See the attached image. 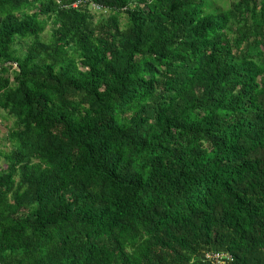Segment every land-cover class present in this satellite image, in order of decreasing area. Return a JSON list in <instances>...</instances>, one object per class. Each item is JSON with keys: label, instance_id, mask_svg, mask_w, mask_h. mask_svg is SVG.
<instances>
[{"label": "trees", "instance_id": "obj_1", "mask_svg": "<svg viewBox=\"0 0 264 264\" xmlns=\"http://www.w3.org/2000/svg\"><path fill=\"white\" fill-rule=\"evenodd\" d=\"M0 108V264H264V0H0Z\"/></svg>", "mask_w": 264, "mask_h": 264}, {"label": "rangeland", "instance_id": "obj_2", "mask_svg": "<svg viewBox=\"0 0 264 264\" xmlns=\"http://www.w3.org/2000/svg\"><path fill=\"white\" fill-rule=\"evenodd\" d=\"M122 21H126L125 17H122ZM49 28V27H48ZM47 28L44 37L48 36L49 29ZM14 124V119L8 116L1 108H0V150H8L10 144L7 140V132L11 126ZM1 163V162H0ZM222 261V260H220Z\"/></svg>", "mask_w": 264, "mask_h": 264}, {"label": "built area", "instance_id": "obj_3", "mask_svg": "<svg viewBox=\"0 0 264 264\" xmlns=\"http://www.w3.org/2000/svg\"><path fill=\"white\" fill-rule=\"evenodd\" d=\"M220 260H222V259H221V258H219V262H220V263H223V264L225 263L223 260H222V261H220Z\"/></svg>", "mask_w": 264, "mask_h": 264}]
</instances>
